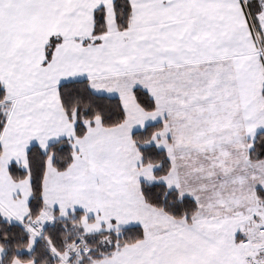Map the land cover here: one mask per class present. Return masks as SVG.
Listing matches in <instances>:
<instances>
[{"label":"snow or ice","instance_id":"6c2138e0","mask_svg":"<svg viewBox=\"0 0 264 264\" xmlns=\"http://www.w3.org/2000/svg\"><path fill=\"white\" fill-rule=\"evenodd\" d=\"M0 264H264V0H0Z\"/></svg>","mask_w":264,"mask_h":264}]
</instances>
